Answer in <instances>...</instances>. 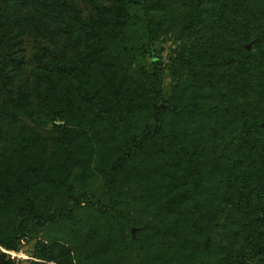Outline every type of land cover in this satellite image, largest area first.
Masks as SVG:
<instances>
[{"label":"trees","instance_id":"1","mask_svg":"<svg viewBox=\"0 0 264 264\" xmlns=\"http://www.w3.org/2000/svg\"><path fill=\"white\" fill-rule=\"evenodd\" d=\"M134 2L141 4L146 18L127 14V6ZM90 3L88 14L76 11L75 30L115 41V33L125 25L142 23L147 26V43L122 45L121 50L148 54L153 63L152 73L141 83L144 94L128 90L120 100L116 96L109 100L105 88L95 80L90 72V55L83 68L90 84L87 96L92 110L107 124L102 134L104 148L115 155L103 172L108 203L96 196L85 202V192L71 178L69 165L62 160L51 164L38 132L24 125L16 128L11 117L14 111L32 120H40L42 115L51 123L59 121L65 99L59 93L57 79L64 69L56 63L39 71L40 81L58 103L57 111L48 105L47 115H39L25 87L15 91L13 83H6L24 66L28 53L18 24L15 29L7 27V10L11 5L36 6L65 22L66 3L0 0V81L5 82L6 90V100L0 103V210L7 217L0 223V246L18 253L27 235L42 227L54 235L48 236L51 244L37 259L56 264H146L148 259L150 264H157L159 258L163 260L158 264H191L195 260L232 264L243 252L234 248V242L241 239L243 244L251 243L264 264V0ZM162 3L177 6L172 10L191 36L189 60L195 66L182 81L176 71L174 94L189 86H194L197 93L206 82H220L216 103L207 104L196 97L176 104L174 95L164 98L162 64L154 49L157 24L151 20V13ZM211 47L218 52L217 64L200 69L195 59ZM143 110L153 121L146 122L133 144H125L119 133L121 126L128 114L138 115ZM166 114L175 121L173 129L167 126ZM55 128L65 160L76 157L78 137L90 139L83 127L74 133L63 126ZM150 145L162 152L161 160L149 173H142L141 179L166 182L156 184V191H149L148 198L141 197L147 208L151 206L157 213L144 219L121 208L116 182L125 172L126 163L147 153ZM51 178H56L55 188L62 192L63 204L46 211L50 199L42 196L53 185ZM221 217L225 221L220 227L227 236L224 244L213 238ZM136 226L150 228L156 234L150 239L134 237ZM126 232L130 233V242Z\"/></svg>","mask_w":264,"mask_h":264},{"label":"rangeland","instance_id":"2","mask_svg":"<svg viewBox=\"0 0 264 264\" xmlns=\"http://www.w3.org/2000/svg\"><path fill=\"white\" fill-rule=\"evenodd\" d=\"M66 3L64 11V20L56 18L52 14L40 11L36 6L27 8L11 7L7 10L9 21L7 27L15 29L18 24L19 31L23 34L26 41L27 58L24 66L13 74L11 87L18 91L25 87L34 111L39 115H47L50 111L48 105L58 110V103L54 100L51 91L40 81L39 71L46 67H54L56 63H61L64 69L59 71L57 79V88L64 100V111L59 121L51 123L46 121V116L41 115L40 120H32L22 112H12V119L16 128L22 127L33 128L38 132L41 140L45 142L47 157L51 164L55 165L57 160H62L69 165L72 179L78 181L82 190L85 192V202L89 203L93 196L101 198L104 204L108 203V197L105 192L104 171L114 160V153L104 148L102 139L103 131L107 124L100 119L92 110L87 93L90 88L89 80L83 68L91 56L90 72L98 84L105 88L107 97L116 96L119 100L128 90L138 92V95L144 94L142 81L146 80L153 71L151 57L143 52L127 54L121 50L122 45L142 46L147 43L148 31L147 26L142 23L125 25L122 30L115 33V41L108 39L101 40L100 34L93 35L90 31L75 30V13L79 11L83 16L91 11L90 0H64ZM101 2V0H99ZM172 7H177L173 3L169 6L162 3L151 13V20L156 25L154 49L159 62L162 64V93L165 99L174 95L173 103L187 102L198 97L207 104H214L219 100L220 82L215 85L214 82H206L199 87L198 92H194V86L181 89L177 95L174 94L173 86L177 85L175 79L176 71L179 73V81L185 80L191 74V68L195 69L192 61L189 60L191 36L185 29L183 21L173 12ZM126 12L130 16L146 18L145 11L138 2L130 3ZM34 19V22L31 21ZM17 19L19 22L17 23ZM88 36V37H87ZM113 42V43H112ZM252 46V44H250ZM215 47L207 48L206 51L195 59V64L200 68L216 66L218 54L214 53ZM252 48V47H251ZM181 61V63H180ZM197 67V68H198ZM15 76V78H14ZM8 86V85H7ZM126 91V92H125ZM6 100L5 82L0 81V103ZM123 101L126 100H122ZM125 123L121 126L119 133L125 144H133L135 136L144 128L147 121H153L151 115L145 110L137 114H128ZM183 121V120H181ZM166 122L169 128H174L175 123L171 114H166ZM19 125V126H17ZM63 126L72 133L78 132L81 127L84 128L89 138H77V155L71 160H65L62 151L59 148V134L55 126ZM173 126V127H172ZM160 150L157 146L150 145L147 153L135 157L128 161L125 166V172L117 177L116 193L121 200V208L129 211L137 217L144 219L151 218L152 213L157 216L153 207L147 208L142 196L149 197V191L156 184L154 180L144 178L142 173H149L151 168L157 167L161 160ZM55 172V171H54ZM142 175V176H141ZM154 175V179L158 176ZM52 184L48 186L47 194L43 198H49L46 211H53L63 204L62 192L55 188L56 178H51ZM161 180V177H160ZM162 181V180H161ZM158 189V188H157ZM158 192V191H157ZM223 216V215H222ZM6 215L0 210V223L6 222ZM224 217L218 218L216 223L219 225L213 233V238L220 242L226 243L224 229L220 225L224 224ZM135 237L147 238L154 234L150 228L136 226ZM129 232L125 237L129 239ZM49 235H54L52 230L39 227L33 233L27 235L23 241L20 252H10L0 246V264L10 262L11 264H31L33 262H42L46 264H56L37 259L38 255L47 250L51 244L48 240ZM236 252L242 249L239 259L232 264H263L260 256L251 243L243 244L241 239L234 242ZM163 259H157V264ZM148 259L146 264H150ZM191 264H207V262L195 260Z\"/></svg>","mask_w":264,"mask_h":264},{"label":"water","instance_id":"3","mask_svg":"<svg viewBox=\"0 0 264 264\" xmlns=\"http://www.w3.org/2000/svg\"><path fill=\"white\" fill-rule=\"evenodd\" d=\"M251 45H248L247 47H246V49L249 51V50H251ZM132 234H133V236L135 237V229H133L132 230Z\"/></svg>","mask_w":264,"mask_h":264}]
</instances>
